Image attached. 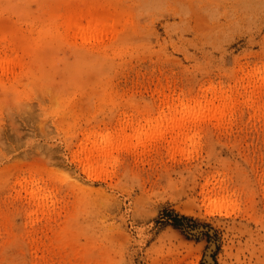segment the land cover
Listing matches in <instances>:
<instances>
[{"label":"rangeland","instance_id":"374dc122","mask_svg":"<svg viewBox=\"0 0 264 264\" xmlns=\"http://www.w3.org/2000/svg\"><path fill=\"white\" fill-rule=\"evenodd\" d=\"M1 48L0 264H264V0H0Z\"/></svg>","mask_w":264,"mask_h":264},{"label":"bare ground","instance_id":"6f19581e","mask_svg":"<svg viewBox=\"0 0 264 264\" xmlns=\"http://www.w3.org/2000/svg\"><path fill=\"white\" fill-rule=\"evenodd\" d=\"M98 19H99L100 21L103 20V16H100ZM82 31H83V30H81V32H82ZM4 42H10V40H8V41H7V40H6V41L4 40L3 43H4ZM6 44H7V43H5L4 45H6ZM9 44H10V43H9ZM9 44H8V45H9ZM4 45H3L2 47H4ZM4 49H5V48H4ZM0 50H1V52H2V48H1ZM3 51H5V50H3ZM4 53H5V52H3V56L5 55ZM12 54H13V53H12ZM9 56L12 57V58H11L12 61H11L10 59L8 60V58H6L7 55H5V56L3 57L4 59H0V67L3 66L2 68H4V65H3V64H5V68H6V65H7V68H8V67H9L8 64L10 63V61H11L10 64H12V65L14 64V61H15V60H17V61H15L16 64L19 62L18 58H17L15 55H12V56L9 55ZM13 56H14V58L16 57L17 59H14ZM0 58H1V56H0ZM5 59H7V60H5ZM6 61H8V62H6ZM12 65H11V66H12ZM180 109L182 110V111H180V112H183L186 116H189V115H190L189 113L194 111V108L192 109V108H190V107H188V106H181ZM173 110L176 111V109H174V108H173ZM177 110H178V109H177ZM186 119H187V117H186V118H185V117H182L181 120L179 121L180 123H179L178 125H176V127H178V126H180V125H183V122L181 123V121H185ZM180 127H181V126H180ZM93 149H95L96 155H97V153H98V154L102 153V151H99V150H102V148H101L100 146H98L96 143H95ZM98 157H100V156H98ZM211 246H212V245H211ZM206 255H207V254H206Z\"/></svg>","mask_w":264,"mask_h":264},{"label":"snow or ice","instance_id":"6c2138e0","mask_svg":"<svg viewBox=\"0 0 264 264\" xmlns=\"http://www.w3.org/2000/svg\"><path fill=\"white\" fill-rule=\"evenodd\" d=\"M221 196L230 197L231 196V193L230 192L229 193H223V192L218 193V194H216L217 200H219ZM214 214L215 213H213V215Z\"/></svg>","mask_w":264,"mask_h":264},{"label":"water","instance_id":"95a60500","mask_svg":"<svg viewBox=\"0 0 264 264\" xmlns=\"http://www.w3.org/2000/svg\"><path fill=\"white\" fill-rule=\"evenodd\" d=\"M210 264V263H209Z\"/></svg>","mask_w":264,"mask_h":264}]
</instances>
